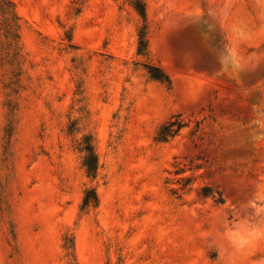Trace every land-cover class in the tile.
<instances>
[{
    "label": "rangeland",
    "instance_id": "1",
    "mask_svg": "<svg viewBox=\"0 0 264 264\" xmlns=\"http://www.w3.org/2000/svg\"><path fill=\"white\" fill-rule=\"evenodd\" d=\"M6 1L19 58L9 92L0 51V264H67V241L75 264H264V0H144V22L125 0ZM169 121L183 127L160 141ZM253 227L241 249L224 239Z\"/></svg>",
    "mask_w": 264,
    "mask_h": 264
},
{
    "label": "trees",
    "instance_id": "2",
    "mask_svg": "<svg viewBox=\"0 0 264 264\" xmlns=\"http://www.w3.org/2000/svg\"><path fill=\"white\" fill-rule=\"evenodd\" d=\"M127 4L132 8V10L145 21V3L144 0H125ZM0 7H3V11L5 12V21L7 25H5L6 35H1L5 42L3 43V48H0V51H3V56L1 57V64L6 66L5 76H7L8 83L6 85L9 92L13 89L11 88L16 84V82H12L13 78V70L15 68V64L18 61V47H17V37L14 33L13 29V15L9 11L6 0H0ZM1 31V29H0ZM137 55L146 56L147 55V39H146V27L145 25L141 27L137 33ZM146 73L151 80H154L158 83L169 85L168 78L163 74L161 70L155 67H147ZM10 75H12L10 77ZM183 124L181 121H173L167 122L165 126H163L159 132L157 133V137L160 141H166L167 139L173 137L181 128ZM78 150L83 154L82 157V167L85 170L86 176L94 179L96 176L97 169V159L93 150V145L91 140L88 137H84L82 142L79 143ZM97 206V197L94 189H89L84 191L81 210H88L90 208H96ZM65 251V257L68 259L67 264H75L74 260V249L71 241H67V243L63 246Z\"/></svg>",
    "mask_w": 264,
    "mask_h": 264
},
{
    "label": "clouds",
    "instance_id": "3",
    "mask_svg": "<svg viewBox=\"0 0 264 264\" xmlns=\"http://www.w3.org/2000/svg\"><path fill=\"white\" fill-rule=\"evenodd\" d=\"M221 63H230L231 66L235 69L239 67V57L232 49L226 50V55L221 59ZM259 235V231L253 227L250 230L244 231H228L224 233L225 241L235 249H241L245 247L250 238Z\"/></svg>",
    "mask_w": 264,
    "mask_h": 264
}]
</instances>
